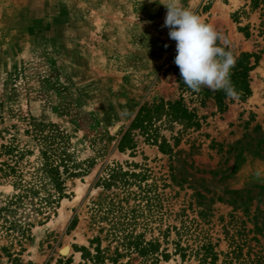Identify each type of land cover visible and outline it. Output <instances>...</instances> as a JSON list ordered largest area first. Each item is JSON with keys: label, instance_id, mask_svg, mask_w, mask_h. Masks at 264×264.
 <instances>
[{"label": "rangeland", "instance_id": "obj_1", "mask_svg": "<svg viewBox=\"0 0 264 264\" xmlns=\"http://www.w3.org/2000/svg\"><path fill=\"white\" fill-rule=\"evenodd\" d=\"M182 6L211 24L222 38L217 42L234 57L252 54L250 95L226 99L225 110L215 104L220 90L195 92L184 83L170 59L176 41L162 27L167 8L159 0H0V130L8 127L24 149L25 178H31L39 155L26 132L31 117L58 127L69 138L73 157L90 161L85 172L65 180L66 196L47 221H31L25 238L0 227V264H56L60 258L83 264L79 247L89 246L96 235L103 238L98 225L109 223H93V202L104 192L94 185L96 174L105 164L126 167V162L147 168L139 186H130L137 196L122 202L138 209L130 231L145 239L179 235L193 248L207 239L216 243V251L227 250L224 222L231 207L214 201L212 214L203 220L194 192L211 196L224 188L264 183V157L256 154L246 155L235 173L223 179L201 172L232 165L235 152L225 151L242 137L264 139V0H182ZM179 97L200 126L183 127L161 115L148 131V137L165 138L171 145V137H178L172 151L160 152L138 130L135 152L118 151L121 131L141 105ZM111 191L123 197L120 189L106 192ZM13 192L10 180L0 175V204ZM73 217L76 223L70 227ZM182 223L186 236L181 235ZM100 243L108 245L107 240ZM167 248L173 252L171 244ZM189 259L184 264H197ZM139 261L133 254L130 262ZM180 263L177 255L158 262Z\"/></svg>", "mask_w": 264, "mask_h": 264}, {"label": "trees", "instance_id": "obj_2", "mask_svg": "<svg viewBox=\"0 0 264 264\" xmlns=\"http://www.w3.org/2000/svg\"><path fill=\"white\" fill-rule=\"evenodd\" d=\"M217 45L229 51L227 47L217 42ZM177 50L170 56L175 59ZM251 53L242 52L235 57V65L230 73V80L234 86L238 99L250 95L249 72L254 64L251 63ZM226 99L230 98L223 90L215 95V104L219 110L227 108ZM161 115L170 123H181L183 127H199L200 121L192 109L184 103L183 98L164 100L158 98L152 104H143L130 121L125 130L121 131L116 147L119 152H135L137 140L135 130L145 134L144 141L153 142L162 153L172 151L179 141L178 137L169 140L149 136V128L154 120H160ZM29 128L26 132L31 134L30 139L38 149V163L27 180L21 164L24 149L19 148V143L8 127L0 130V175L8 178L14 192L7 196L0 204V219L8 235L16 233L25 238L32 220L47 221L49 214L58 206L59 200L66 196L65 180L87 170L90 161H77L67 149L69 138L64 137L61 130L53 124H44L35 118L28 120ZM12 126V125H11ZM47 127V130L44 128ZM1 133H4L1 135ZM6 134H10L6 136ZM225 152H235L232 165L220 169H202L201 172L223 179L238 169L242 160L248 154L264 157V139L242 137L235 141ZM228 158L224 159L227 162ZM219 164V163H218ZM217 164V165H218ZM126 167L119 163L105 164L97 172L94 185L101 187V198L93 202V223L101 220L109 221L108 227L98 225V233L103 234L92 237L89 246H81L83 264H132L133 254L140 258L138 264H158L160 259L168 261L170 255L180 257V264L185 258L192 257L197 264H264V183H249L239 188H224L221 194L208 196L202 190H195L194 194L198 204L202 206L198 212L199 217L207 220L212 214L210 203L224 202L231 207L228 220L224 222L226 251H216V243L203 239L195 248L181 242V236L170 240L168 233L161 234V238L153 236L145 239L143 234L130 231L132 223H136L135 207L123 206V200L137 194L130 190V186H139L146 175L147 168L138 163L126 162ZM145 166V165H144ZM139 169L136 171V169ZM120 189L119 192L109 191L112 188ZM206 191H208L205 188ZM159 202V200H157ZM209 205V206H208ZM110 215V216H109ZM39 216L41 218L37 219ZM76 221L71 219L69 226L73 227ZM184 235L187 227L182 223ZM188 231V230H187ZM13 235V234H12ZM107 240L108 245L101 247V241ZM114 243L111 250V244ZM171 244L173 252L169 253L167 245ZM127 255L123 262L119 258ZM56 264H74L69 258L57 259ZM187 264H192L190 261Z\"/></svg>", "mask_w": 264, "mask_h": 264}, {"label": "clouds", "instance_id": "obj_3", "mask_svg": "<svg viewBox=\"0 0 264 264\" xmlns=\"http://www.w3.org/2000/svg\"><path fill=\"white\" fill-rule=\"evenodd\" d=\"M159 3L167 8L162 27L168 28L169 37L176 41L175 64L184 83L195 92L203 87L213 92L223 90L228 97L236 98L237 92L230 80L235 57L217 45L222 38L215 28L184 8L182 0H159Z\"/></svg>", "mask_w": 264, "mask_h": 264}]
</instances>
